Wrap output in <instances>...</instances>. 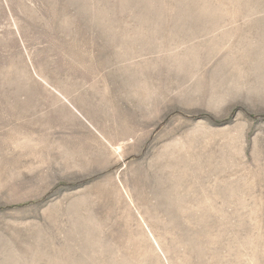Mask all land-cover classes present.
Masks as SVG:
<instances>
[{
  "label": "rangeland",
  "instance_id": "rangeland-1",
  "mask_svg": "<svg viewBox=\"0 0 264 264\" xmlns=\"http://www.w3.org/2000/svg\"><path fill=\"white\" fill-rule=\"evenodd\" d=\"M0 264H264V0H0Z\"/></svg>",
  "mask_w": 264,
  "mask_h": 264
}]
</instances>
